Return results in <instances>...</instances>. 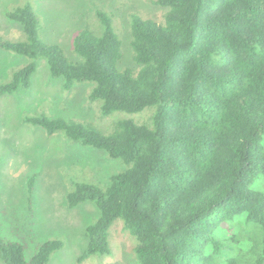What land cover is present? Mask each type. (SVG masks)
Listing matches in <instances>:
<instances>
[{
  "label": "trees",
  "instance_id": "trees-1",
  "mask_svg": "<svg viewBox=\"0 0 264 264\" xmlns=\"http://www.w3.org/2000/svg\"><path fill=\"white\" fill-rule=\"evenodd\" d=\"M152 2L168 11L162 23L131 16L136 70L119 68L123 41L106 13L97 15L101 35L84 30L75 38L73 61L43 40L30 4L14 8L6 17L27 40L0 37V52L30 62L0 81V98L31 90L38 62L46 59L66 92L94 84L89 102H101L102 116L155 109L152 126L123 119L110 136L46 114L24 118L49 137L62 133L124 166L106 186L72 181L67 207L98 210L79 262L110 254L109 231L121 220L137 240L133 264H217L242 242L250 249L226 264H264V192L253 189L264 175V0ZM38 179L29 177L30 195ZM236 225L239 235L219 237ZM1 226L0 220L3 264H50L65 248L63 240H50L28 260L23 244L2 240Z\"/></svg>",
  "mask_w": 264,
  "mask_h": 264
},
{
  "label": "rangeland",
  "instance_id": "rangeland-1",
  "mask_svg": "<svg viewBox=\"0 0 264 264\" xmlns=\"http://www.w3.org/2000/svg\"><path fill=\"white\" fill-rule=\"evenodd\" d=\"M153 0H0V37L12 42L26 41L19 23L11 22L7 13L16 7L30 4L40 18L43 40L60 46L66 56L75 61L74 40L80 32L89 30L101 35L103 28L98 12L112 20L115 32L123 41V58L119 68L136 70L132 60L131 16L138 13L145 19L165 21L167 8L154 5ZM30 59L12 52H0V81L11 80L13 70L26 66ZM93 83L75 86L71 92L63 88V81L51 77L46 59L38 62L33 87L15 95L0 98V220L1 238L26 247L30 260L45 242L61 239L62 251L55 253L50 264H133L137 240L123 228L121 220L109 231L110 254L93 256L84 262L79 257L86 248L84 236L87 226L96 221L98 210L94 204L77 209L67 207L66 194L72 181H87L106 186L112 175L124 166L111 160L103 151L71 144L62 133L49 137L39 128L24 123L26 116L46 114L68 122L83 123L104 135L114 133L119 120L132 119L138 124L151 125L154 108L139 114L114 113L102 116L101 102L90 103ZM152 126V125H151ZM39 174L32 195L28 193V179ZM264 192V175L253 185ZM240 225L221 229L218 235L227 240L240 234ZM249 242H242L227 258H235L240 249L247 252ZM242 251V250H241ZM218 259L217 264H226ZM0 264H3L0 261Z\"/></svg>",
  "mask_w": 264,
  "mask_h": 264
}]
</instances>
